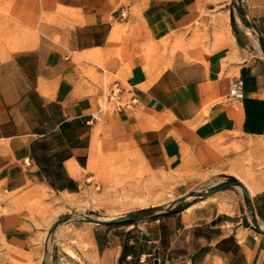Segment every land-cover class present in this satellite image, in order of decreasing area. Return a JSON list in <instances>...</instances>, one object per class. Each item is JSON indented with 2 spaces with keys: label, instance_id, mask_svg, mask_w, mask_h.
Listing matches in <instances>:
<instances>
[{
  "label": "crops",
  "instance_id": "crops-1",
  "mask_svg": "<svg viewBox=\"0 0 264 264\" xmlns=\"http://www.w3.org/2000/svg\"><path fill=\"white\" fill-rule=\"evenodd\" d=\"M109 75L137 160L178 173L177 201L209 191L152 234L88 227L92 264H133L142 240L162 264H264V0H0V264L51 260L46 230L85 186Z\"/></svg>",
  "mask_w": 264,
  "mask_h": 264
},
{
  "label": "rangeland",
  "instance_id": "rangeland-1",
  "mask_svg": "<svg viewBox=\"0 0 264 264\" xmlns=\"http://www.w3.org/2000/svg\"><path fill=\"white\" fill-rule=\"evenodd\" d=\"M112 79L113 76L109 75L105 80L107 87L101 93L100 112L95 119L97 123L95 133L100 148L96 163L99 167L94 170L87 168V180L79 195L68 198L66 204L61 202L58 207L59 212L53 208L55 217L46 230L50 229V234L44 239L49 245L48 253L51 255L48 264H92L93 257L88 250L90 240L85 237L88 227L109 226L110 229L116 230L131 228L139 236L137 232L140 228H147L150 233L155 232L157 218L161 220L166 218L168 211L183 209L190 200H200L209 191L207 185L200 184L191 187L192 190L196 188V192H191L192 195L196 194V197L186 198L187 193L183 200L177 201L175 196L179 182L178 173L172 170L152 171L148 165L137 160L123 138L121 126L115 119L117 107L123 101L119 102L121 90L115 93L111 91L116 89L114 82L111 83ZM180 180L186 182L185 179ZM227 182L241 189V184L236 179L231 180L229 177ZM183 185L186 187L188 184L186 182ZM77 213H83L88 217H81ZM139 213L146 214L131 220L133 224L127 221L104 225L89 219H115L127 215L137 216ZM65 214H69L67 218L56 222ZM135 245L137 252H148L147 264H153L154 259L162 260L161 251L154 246V243H145L142 240ZM77 251L85 260L77 256ZM138 257L139 255L131 259L133 264H141Z\"/></svg>",
  "mask_w": 264,
  "mask_h": 264
},
{
  "label": "built area",
  "instance_id": "built-area-1",
  "mask_svg": "<svg viewBox=\"0 0 264 264\" xmlns=\"http://www.w3.org/2000/svg\"><path fill=\"white\" fill-rule=\"evenodd\" d=\"M116 87L115 90H111L113 93L119 91V88L117 85H114ZM228 94L229 97L235 100H240L243 98L244 96V92H243V88H242V81L240 79V77H233L230 82H229V87H228ZM93 117L97 118L96 115H94ZM146 254H141L138 257V261L141 264H147L146 263ZM153 264H162L159 260H157L156 262H153Z\"/></svg>",
  "mask_w": 264,
  "mask_h": 264
},
{
  "label": "water",
  "instance_id": "water-1",
  "mask_svg": "<svg viewBox=\"0 0 264 264\" xmlns=\"http://www.w3.org/2000/svg\"><path fill=\"white\" fill-rule=\"evenodd\" d=\"M232 1H234V0H232ZM240 186H241V192H242L243 196H245L246 198H248V194H247V191L245 190V187H244L242 184H241ZM187 195H188V194H187ZM77 214H78L79 216H81V217H84V218L88 217V216H86V215L83 214V213H77ZM144 214H146V213H139L137 216H135V215H127V216H123V217L115 218V219H98V218H89V219L92 220L93 222H96V223L110 224V223H117V222H127V221H131V220H134L135 218H141V217H143ZM68 215H69V214H65V215L59 217V218L57 219L56 222L61 221V220L65 219V218H67ZM56 222H55V223H56ZM55 223H54V224H55ZM54 224H53V225H54ZM51 227H52V226H51ZM261 231L264 232V230H261ZM49 234H50V229L47 231L46 236L48 237ZM156 261H157V259H154V262H156Z\"/></svg>",
  "mask_w": 264,
  "mask_h": 264
},
{
  "label": "bare ground",
  "instance_id": "bare-ground-1",
  "mask_svg": "<svg viewBox=\"0 0 264 264\" xmlns=\"http://www.w3.org/2000/svg\"><path fill=\"white\" fill-rule=\"evenodd\" d=\"M161 70H162V68L157 67V69L154 71V73L151 74V76H150V78H149V82H150L153 78H155V77L160 73ZM145 85H146V84H143V87H144ZM144 122H145V121H144ZM142 124H144V123H142ZM145 124H146V123H145ZM146 125H147V124H146ZM146 125H145V126H146ZM148 127H149V126H148ZM99 149H100V148H99V143H98V141H97L96 133H94V135H93V139H92V143H91V146H90V160H89V163H88V168H89V169L94 170V169H96L97 167H99L98 164L96 163V156L98 155ZM138 153H139V156H140V159L142 160V162L145 163V164L147 165V163H146L144 157L141 155L140 152H138Z\"/></svg>",
  "mask_w": 264,
  "mask_h": 264
},
{
  "label": "trees",
  "instance_id": "trees-1",
  "mask_svg": "<svg viewBox=\"0 0 264 264\" xmlns=\"http://www.w3.org/2000/svg\"><path fill=\"white\" fill-rule=\"evenodd\" d=\"M230 179H231V180H234L233 177H230ZM128 223H133V221H129ZM121 246H122V252H121V254H120L119 263H120L121 260L124 259V257H126V255H124V254H125L124 251H125V248H126V244H121ZM131 247H132V246H130V248H131ZM123 253H124V254H123ZM130 254H132V253L130 252Z\"/></svg>",
  "mask_w": 264,
  "mask_h": 264
}]
</instances>
